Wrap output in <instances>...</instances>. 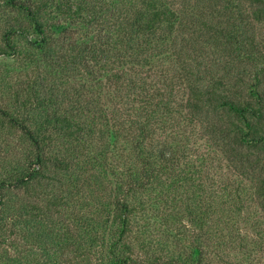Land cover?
<instances>
[{"label":"trees","instance_id":"1","mask_svg":"<svg viewBox=\"0 0 264 264\" xmlns=\"http://www.w3.org/2000/svg\"><path fill=\"white\" fill-rule=\"evenodd\" d=\"M3 131L0 243L33 236L44 264L72 262L64 246L81 264L254 260L264 163L249 186L216 160L264 156V0H0Z\"/></svg>","mask_w":264,"mask_h":264},{"label":"rangeland","instance_id":"2","mask_svg":"<svg viewBox=\"0 0 264 264\" xmlns=\"http://www.w3.org/2000/svg\"><path fill=\"white\" fill-rule=\"evenodd\" d=\"M248 5V4H247ZM256 5V4H255ZM254 30L257 31L259 28V25L254 23ZM2 62L3 64H11L14 67H17L18 64L20 63L17 59H7V58H2ZM201 131H203V128H197V144L199 145V150L203 151V147H204V141L202 140H198ZM2 139H6L8 141H13L14 144H16V140H15V136L10 135L8 132L3 131L0 133ZM243 152H245L244 156L242 158H236L234 156L229 157V156H222L219 158V160H216V163L220 164L223 168L221 169V177L220 179L223 178H229L230 176H232V180H242L241 182L244 183L245 185H252V175H253V170L252 168H250L249 166L251 164H255L257 166V162L261 161V164L264 163V156L260 155L258 152H255L253 150L250 149H241ZM231 159V162H234L235 165H237L238 167H240V171L239 172H235V171H228L227 167H228V160L229 158ZM21 156L17 155L16 159H14V162H20ZM11 161V160H10ZM12 162V161H11ZM13 163V162H12ZM2 163L0 162V169H1V165ZM14 164V163H13ZM5 168H9L6 165H3ZM231 172H233V174H231ZM241 172H243L242 176H241ZM219 173V172H217ZM218 176V174L216 175ZM216 180H219L216 179ZM254 184V182H253ZM58 186V185H56ZM44 189V192L46 193H53L55 187H49L46 185L41 186ZM16 197L19 198H26V194L24 191L19 190L17 191ZM83 197V195H82ZM81 197V199L79 200V203H81V200H83ZM79 198V197H78ZM252 199V197H251ZM33 201H38L37 199H35L34 197H32V202ZM39 204L43 207H45V203H42L41 201H39ZM250 204V203H248ZM78 204L76 205L75 208V212L76 214H82L83 211H80V209L78 208ZM249 207H252L253 209L256 208V203H254V199L252 200L251 204ZM259 213L256 214V218H254L255 221H250V227L247 226L246 227V232L248 235H246L248 238H250L251 241L256 242V243H260L262 245H264V212L258 208ZM51 217L53 219H59L61 214L60 212H55V211H51L50 212ZM257 224L260 226L262 232L260 233V235H258L257 232H255V230L251 229V225ZM76 229V228H74ZM23 232L19 231V234L16 236H13L11 238H9L7 240V242L5 243H0V264H44L45 262V257H44V253L42 251V249L39 248V246L37 245V243L34 241V237H29L27 241V239L25 237L22 236ZM78 234V233H77ZM76 234V235H77ZM134 237L135 235H132L129 238V242L132 243L134 241ZM187 243V244H186ZM185 246L189 244V241H186ZM74 250L76 249V246H73ZM72 247V250H73ZM135 250L136 246H134ZM61 252L62 255L60 253V255L62 256V259L64 260H69L72 259V262L70 261L69 264H81V261L79 258H77V254L76 252H70V249L67 247L65 248L62 247L61 248ZM226 254H228L227 256H229L230 259L235 260L236 263L239 264H247V262H249L250 264H264V249L259 253V255L257 257H255V261L254 260H246L245 256L243 253L240 252V250L238 249H226ZM33 257V259L30 260V257ZM239 261V262H237ZM63 262V261H62Z\"/></svg>","mask_w":264,"mask_h":264}]
</instances>
